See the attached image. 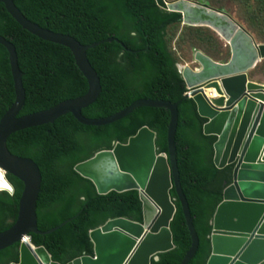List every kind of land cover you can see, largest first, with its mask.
<instances>
[{
    "label": "trees",
    "instance_id": "obj_1",
    "mask_svg": "<svg viewBox=\"0 0 264 264\" xmlns=\"http://www.w3.org/2000/svg\"><path fill=\"white\" fill-rule=\"evenodd\" d=\"M14 4L31 23L71 36L82 45L111 38L119 41L87 51L102 90L98 99L82 110L84 117L107 118L140 99L177 104L179 180L199 239L198 250L189 264H207L211 222L223 200L224 189L232 183L233 165L223 169L214 165L213 146L217 139L203 134L207 120L198 114L195 102L185 97L188 89L167 40L169 27L183 25L181 15L161 10L155 0H14ZM0 36L14 45L23 74L25 103L19 116L46 111L87 93V80L71 51L25 31L1 4ZM14 102L9 54L0 45V120ZM169 123L167 109L140 107L105 126L82 125L67 114L52 124L11 135L7 141L9 151L33 160L41 173L38 230L43 233L71 220L51 234H31V243L44 247L53 261L67 264L82 256H93L89 233L107 221L126 218L142 223L143 205L138 191L97 195L93 184L79 176L74 167L99 151L111 150L116 143L125 144L144 126L156 133L157 152L168 154ZM7 179L14 193L0 192V233L15 223L23 191L18 179L11 175ZM171 197L177 207L170 226L175 248L160 254L151 264H181L191 246L174 190ZM18 248L16 244L0 251V264L18 263Z\"/></svg>",
    "mask_w": 264,
    "mask_h": 264
},
{
    "label": "water",
    "instance_id": "obj_2",
    "mask_svg": "<svg viewBox=\"0 0 264 264\" xmlns=\"http://www.w3.org/2000/svg\"><path fill=\"white\" fill-rule=\"evenodd\" d=\"M155 1L161 10L180 14L183 25L211 29L230 49V59L225 63L195 51L193 58L198 67L177 65L189 90L185 97L195 102L198 114L207 120L203 134L217 139L213 146L214 165L218 169L233 165L232 183L224 189L223 200L211 222V254L207 264H264V84L248 77V72L264 59V44H257L244 27L204 3ZM0 4L25 31L69 49L88 83V91L82 97L66 100L46 111L19 116L25 103L23 74L14 45L0 36V45L9 54L15 89V102L0 120V168L8 184L0 192L14 193L7 175L23 185L17 219L10 229L0 233V251L18 244V263L10 264H60L52 260L44 247L33 245L29 236L51 234L71 221L43 233L38 230L36 210L41 173L33 160L9 151L7 141L11 135L52 124L67 114L82 125L105 126L125 118L137 108L149 107L170 112L168 154L157 152L156 133L144 126L125 144L116 143L111 150L99 151L74 167L79 176L93 184L97 195L138 191L143 205V222L126 218L107 221L89 233L93 256H82L67 264H151L160 254L173 250L170 226L177 207L171 190L176 193L191 238V246L181 262L189 264L198 250L199 239L179 180L175 144L177 104L140 99L107 118L84 117L82 110L92 105L102 90L99 76L88 61L87 51L106 42L119 41L111 38L82 45L71 36L31 23L16 8L14 0H0ZM209 89H213L218 97L208 96L206 90ZM152 206L155 214L150 217L148 213L153 212ZM37 254H41L42 259Z\"/></svg>",
    "mask_w": 264,
    "mask_h": 264
},
{
    "label": "rangeland",
    "instance_id": "obj_3",
    "mask_svg": "<svg viewBox=\"0 0 264 264\" xmlns=\"http://www.w3.org/2000/svg\"><path fill=\"white\" fill-rule=\"evenodd\" d=\"M173 2L176 0H167ZM204 3L208 7L228 15L244 27L257 44H264V0H188ZM167 40L176 54L180 66L196 68L194 52L201 51L214 61L225 63L230 59L229 46L207 28H190L174 25L168 28ZM250 80L264 84V59L248 72Z\"/></svg>",
    "mask_w": 264,
    "mask_h": 264
},
{
    "label": "bare ground",
    "instance_id": "obj_4",
    "mask_svg": "<svg viewBox=\"0 0 264 264\" xmlns=\"http://www.w3.org/2000/svg\"><path fill=\"white\" fill-rule=\"evenodd\" d=\"M220 38V37H219ZM221 39V38H220ZM226 43V42H225ZM227 44V43H226ZM228 45V44H227ZM181 67H184V66H181ZM206 93L208 96L210 97H218L217 93L213 90V89H209V90H206ZM8 186L7 182H6V179H5V175H4V172L3 170L0 168V189H5L6 187ZM154 209H153V212H150L148 213V215L150 217H152L153 214H155V207L152 206ZM29 241V240H28ZM38 257L40 259H42V255L41 254H37ZM75 264H79L78 262H76Z\"/></svg>",
    "mask_w": 264,
    "mask_h": 264
},
{
    "label": "built area",
    "instance_id": "obj_5",
    "mask_svg": "<svg viewBox=\"0 0 264 264\" xmlns=\"http://www.w3.org/2000/svg\"><path fill=\"white\" fill-rule=\"evenodd\" d=\"M189 93V90L187 91V93L186 94H188Z\"/></svg>",
    "mask_w": 264,
    "mask_h": 264
},
{
    "label": "crops",
    "instance_id": "obj_6",
    "mask_svg": "<svg viewBox=\"0 0 264 264\" xmlns=\"http://www.w3.org/2000/svg\"><path fill=\"white\" fill-rule=\"evenodd\" d=\"M209 95V94H208Z\"/></svg>",
    "mask_w": 264,
    "mask_h": 264
}]
</instances>
